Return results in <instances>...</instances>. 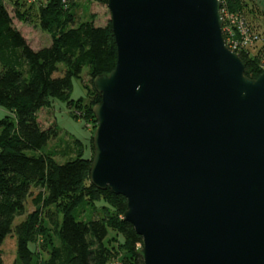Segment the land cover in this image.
Instances as JSON below:
<instances>
[{"label":"water","instance_id":"obj_1","mask_svg":"<svg viewBox=\"0 0 264 264\" xmlns=\"http://www.w3.org/2000/svg\"><path fill=\"white\" fill-rule=\"evenodd\" d=\"M221 2H107L90 180L127 198L144 264H264V68L227 46Z\"/></svg>","mask_w":264,"mask_h":264},{"label":"trees","instance_id":"obj_2","mask_svg":"<svg viewBox=\"0 0 264 264\" xmlns=\"http://www.w3.org/2000/svg\"><path fill=\"white\" fill-rule=\"evenodd\" d=\"M24 3L22 8L21 0L15 1V16L24 21L37 16L51 43L32 47L5 0H0V105L11 112L0 118V247L15 232L18 256L13 264H113L115 258L120 264H144L143 237L123 217L127 198L91 182L93 156L85 157L83 150L77 149V156L65 163L58 162L55 153L43 152L59 130L43 128L38 120L39 110L59 97L78 108L87 122L93 120L94 133L93 107L101 95L93 81L111 72L118 59L112 20L106 25L93 20L76 24L75 0H39L38 9ZM226 6L230 12H245L249 0H226ZM262 49L239 53L250 78L263 72ZM86 66L92 90L86 89L85 98L71 100L73 78H82ZM89 145L94 150L93 134ZM33 189H38L33 197L35 210L15 224L26 213ZM0 264H4L1 250Z\"/></svg>","mask_w":264,"mask_h":264},{"label":"rangeland","instance_id":"obj_3","mask_svg":"<svg viewBox=\"0 0 264 264\" xmlns=\"http://www.w3.org/2000/svg\"><path fill=\"white\" fill-rule=\"evenodd\" d=\"M15 1L16 0H5L8 10L11 16H13L15 25H17L18 28L28 38V41L32 47L40 48L49 45L51 43V35L49 32L44 31L41 28L37 16H32L31 14L32 18H30L29 21H24L21 19L19 20L15 16ZM25 1L28 2V4H34L36 6L35 9H38L39 4L37 1L39 0H21L22 8L26 6L25 3L22 5V2ZM75 1L77 4H73L72 13L74 15L76 24L93 20L97 25H106L111 19V13L106 3H100L91 0ZM234 13L248 18L251 27L259 30L261 40L253 49V52L257 53L258 49L262 47L264 53V0H249V6L247 9H245V12L234 11ZM223 35L224 37L226 36L225 32ZM64 67V64H61V69H64ZM60 74L61 73H58V75ZM90 79L91 75L89 74V68L86 66L83 69L82 78H73V87L69 92L71 100H77L79 98L86 97V89L90 88V90H92V82ZM7 115H11V112L7 108L0 105V118ZM82 116L83 114L80 110H78V108L72 104L69 105L67 99H62L59 97L54 98L50 106L40 109L38 112V120L43 128L57 126V129L59 130L57 137L50 139L49 142L44 146L42 149L43 152L55 153V158L60 163H65L66 161L75 158L77 156V152L79 151L77 149L83 150L85 157H90L91 155L94 156V150L91 151L89 141L92 134L94 136L96 129L93 133V120H88L91 121V123H89ZM77 139L83 141V144L77 141ZM37 192L38 189H33V194L27 199L26 202V213L22 216H18L15 220V224H18L20 221L24 220L28 213H31L35 210L33 197ZM86 217H90L89 212L86 214ZM0 250L2 251L4 264H13L16 257L18 256L17 237L15 232L7 236L1 245ZM43 256L47 257L48 255L44 252ZM112 262H115L116 264L121 263L119 259L116 258L113 259Z\"/></svg>","mask_w":264,"mask_h":264},{"label":"built area","instance_id":"obj_4","mask_svg":"<svg viewBox=\"0 0 264 264\" xmlns=\"http://www.w3.org/2000/svg\"><path fill=\"white\" fill-rule=\"evenodd\" d=\"M33 1V0H30ZM221 13L225 17L223 33L227 46L234 52L240 53L245 50H252L261 40L260 34L251 27L246 18L237 15L226 6V0H221ZM113 264H116L113 262Z\"/></svg>","mask_w":264,"mask_h":264}]
</instances>
